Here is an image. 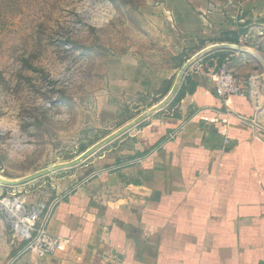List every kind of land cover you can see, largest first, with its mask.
I'll use <instances>...</instances> for the list:
<instances>
[{"label": "crops", "instance_id": "obj_1", "mask_svg": "<svg viewBox=\"0 0 264 264\" xmlns=\"http://www.w3.org/2000/svg\"><path fill=\"white\" fill-rule=\"evenodd\" d=\"M161 6L164 53L176 63L111 56L106 93L122 102L154 95L155 106L171 99L132 131L122 128L120 144L134 139L128 160L91 169L52 199L45 229L61 239L55 252L11 264H264V78L243 51L264 56V26L203 1ZM222 43L235 48L208 51L179 79L188 60ZM219 59L243 96L215 94Z\"/></svg>", "mask_w": 264, "mask_h": 264}, {"label": "rangeland", "instance_id": "obj_2", "mask_svg": "<svg viewBox=\"0 0 264 264\" xmlns=\"http://www.w3.org/2000/svg\"><path fill=\"white\" fill-rule=\"evenodd\" d=\"M165 1H203L264 26V0H0V264L25 254L22 236L55 196L131 157L134 139L120 144L121 130L156 99L109 98L106 72L120 54L172 61Z\"/></svg>", "mask_w": 264, "mask_h": 264}, {"label": "built area", "instance_id": "obj_3", "mask_svg": "<svg viewBox=\"0 0 264 264\" xmlns=\"http://www.w3.org/2000/svg\"><path fill=\"white\" fill-rule=\"evenodd\" d=\"M212 79L214 82V92L222 99L231 96H243L245 94L240 79L223 65L212 73ZM45 224L46 221H44L39 228L33 231L31 229V232L22 236L24 240L27 241V244L21 253L31 252L36 256H40L43 254H53L55 252L61 239L48 233L45 229Z\"/></svg>", "mask_w": 264, "mask_h": 264}, {"label": "water", "instance_id": "obj_4", "mask_svg": "<svg viewBox=\"0 0 264 264\" xmlns=\"http://www.w3.org/2000/svg\"><path fill=\"white\" fill-rule=\"evenodd\" d=\"M234 45L231 44H218L215 45L213 47H210L208 49H205L203 51H201L200 53H198L197 55H195L191 60H188L181 68L180 72H179V79L181 77H183V75L185 74V72L187 71L188 67L190 66L191 63L195 62L197 59H199L201 56L205 55L208 51H216V50H232L234 49ZM245 53H247L258 65V67L260 68V71L263 75L264 78V56L256 51V50H251V49H245L243 50ZM172 97V94H169L167 97H165V99L162 101V103H160L159 105L153 107L152 109H150L148 112H146L145 114L141 115L137 120H135L133 122V124H137L139 123L142 119H144L145 117H148L149 115H151L153 112H156L157 110H159L164 104L165 102L167 103ZM123 131V130H121ZM2 183V182H1ZM5 183V181L3 182ZM0 190L1 187H0ZM18 256H16L9 264H11Z\"/></svg>", "mask_w": 264, "mask_h": 264}, {"label": "trees", "instance_id": "obj_5", "mask_svg": "<svg viewBox=\"0 0 264 264\" xmlns=\"http://www.w3.org/2000/svg\"><path fill=\"white\" fill-rule=\"evenodd\" d=\"M182 62V61H181ZM222 64V59H219L218 60V65H221ZM185 91H186V89H185V87H184V85H182V87L180 88V90L178 91V94H177V99H179V98H181L184 94H185Z\"/></svg>", "mask_w": 264, "mask_h": 264}, {"label": "bare ground", "instance_id": "obj_6", "mask_svg": "<svg viewBox=\"0 0 264 264\" xmlns=\"http://www.w3.org/2000/svg\"><path fill=\"white\" fill-rule=\"evenodd\" d=\"M36 214H37V213H36V211H35V212H33V213L31 214V216H29V219H30V220H33V219H34V217L36 216Z\"/></svg>", "mask_w": 264, "mask_h": 264}]
</instances>
